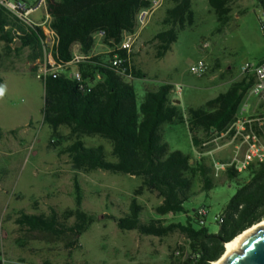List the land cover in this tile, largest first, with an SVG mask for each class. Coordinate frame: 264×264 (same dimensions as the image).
I'll return each mask as SVG.
<instances>
[{
  "label": "rangeland",
  "instance_id": "obj_1",
  "mask_svg": "<svg viewBox=\"0 0 264 264\" xmlns=\"http://www.w3.org/2000/svg\"><path fill=\"white\" fill-rule=\"evenodd\" d=\"M4 1L32 7L39 0ZM170 7L165 0L150 18L129 57L131 78L123 80L135 89L138 105L146 92L162 85L172 87L169 101L183 121L176 119L160 127L161 140L169 151L189 156L191 167L202 160L211 165L208 156L198 161L194 158L198 147L210 142L206 150L213 151L212 158L226 163L231 155L226 139L193 127L199 139V146H193L188 110L210 111L208 101L237 82L253 79L241 69L245 64L257 65L264 60V16L255 0H230L226 4L229 21L221 26L206 0H192V25L178 31L177 41L159 59L158 43L152 38L161 30V21ZM46 13L45 2L28 20L39 25L42 37L51 41ZM15 47L0 43V264H177L186 259L189 242L176 229L158 238L117 228L115 220L127 215L132 200L141 208L140 219L146 224L184 225L188 215L203 209L209 233L218 232L216 219L235 194L236 181H242L246 173L230 181L224 173L215 176L212 172L214 187L210 191L203 190L196 174L191 179L185 211L160 216L156 208L162 200L146 190L141 178L73 169L63 151L74 140H81L86 147L102 146L107 160L114 161L111 144L98 135L76 136L66 126L52 129L42 123L44 91L35 74L41 50L35 57L36 52L27 48L17 52ZM93 50L103 63H108L111 54L107 45L96 39ZM198 62H203L206 70L194 76L190 68ZM73 72L69 67L60 75L70 77ZM176 86L181 87L179 94ZM239 119L264 123V102L251 96L249 90L230 126ZM76 197L80 199V209L92 215L94 221L72 248L67 246L68 237H49L15 223L21 213L47 216L54 209L60 220L70 225L73 218L68 219L67 212L76 209ZM262 223L253 226L254 231L264 228L259 226Z\"/></svg>",
  "mask_w": 264,
  "mask_h": 264
},
{
  "label": "trees",
  "instance_id": "obj_2",
  "mask_svg": "<svg viewBox=\"0 0 264 264\" xmlns=\"http://www.w3.org/2000/svg\"><path fill=\"white\" fill-rule=\"evenodd\" d=\"M171 7L161 21L162 28L152 40L158 43L157 58H163L177 33L193 23L192 0H167ZM210 9L223 26L229 21L226 4L230 0H206ZM264 13V0H255ZM50 17L49 28L56 38L55 56L64 64L72 59V47L76 45L82 54L93 51V35L103 32V44L109 48V41L117 43L122 32H131L135 27V15L146 6L143 0H46ZM264 32V27H262ZM42 31L38 26L20 21L0 6V43L7 47L16 46L17 52L30 49L40 55ZM120 56L124 53L120 52ZM37 59V58H36ZM82 81L91 86L90 92L79 90L76 81L60 76L47 78L43 85L42 123L52 129L66 126L73 135H98L111 144L114 161L106 158L102 146L86 147L76 139L63 151L75 170L104 171L142 179V185L149 193L156 194L162 202L156 208L158 215L177 214L185 211L189 200L191 179L198 175L203 190L213 186L212 168L204 160L190 166V157L178 151H169L161 140L160 127L182 117L169 101L170 85H162L156 91L146 92L142 102L137 104L135 89L115 74L99 57L78 67ZM99 81L95 84L96 80ZM2 80L0 79V85ZM253 85V79L233 84L226 92L208 101L203 109H189L187 121L194 147L199 146L193 127L206 135H217L226 131L234 122L246 92ZM3 132L0 129V136ZM228 180H237L239 174L227 169ZM236 191L222 209L217 222L219 230L210 234L206 225L199 224L194 211L186 218L184 225L162 227L144 223L140 219L141 208L132 200L128 213L115 220L119 230L136 231L140 235L164 237L172 230H178L189 242V255L177 264H212L224 253V245L247 229L264 221V162L252 164L242 181H236ZM76 209L68 211V225L61 221L54 209L47 216L21 213L15 223L49 237H68V248L77 244L94 217L80 209L76 197ZM187 213H189L187 211Z\"/></svg>",
  "mask_w": 264,
  "mask_h": 264
},
{
  "label": "built area",
  "instance_id": "obj_3",
  "mask_svg": "<svg viewBox=\"0 0 264 264\" xmlns=\"http://www.w3.org/2000/svg\"><path fill=\"white\" fill-rule=\"evenodd\" d=\"M143 1L147 4L137 11L133 31L122 32L117 43L109 41L112 47L109 51L111 58L107 66L122 79L131 78L129 57L133 53L141 32L165 0ZM45 2L46 0H39L36 5L28 7L25 3L19 1L11 3L0 0V6L5 8L20 21L32 24L28 20V17L30 14L43 7ZM262 16H264V13H262ZM45 18H50L48 13H46ZM262 27H264V24H262ZM50 32L52 34L51 41L43 37L40 39L42 55L41 60H38L35 66L36 79L41 82H44L49 77L54 79L60 77L62 72L72 67L74 69L72 75L64 78L76 81L79 84V90L82 92H90L91 86L85 85V82L82 81L78 67L84 63H88L92 58L97 57V54L94 50L90 53L82 54L77 51L78 47L74 45L72 47L71 61L66 64L59 62L55 56L56 38L51 30ZM103 38V32H97L94 34L93 40L95 41L97 39L103 44ZM120 52H123L124 55L120 56ZM205 70V64L203 62H198L190 68V73L194 76H201ZM241 72L246 74L249 73L253 77L254 83L249 89V94L264 102V61L259 62L257 65L245 64ZM175 91L179 94L181 92V87L176 86ZM242 111H245V109L243 108ZM217 136L219 139H226V145L231 146V155L228 162L222 163L212 158L213 151L206 150L210 142L202 143L198 147L196 156L194 157L198 161L204 156H208L211 160V168L215 176L219 173H224L227 169H232L239 175L244 174L252 164L264 162V123L257 122L254 119H239L226 131L217 134ZM218 149L219 147L217 150ZM196 214L199 217V224H205L206 212L203 209H199L196 211ZM216 221L220 222V218L218 217Z\"/></svg>",
  "mask_w": 264,
  "mask_h": 264
},
{
  "label": "water",
  "instance_id": "obj_4",
  "mask_svg": "<svg viewBox=\"0 0 264 264\" xmlns=\"http://www.w3.org/2000/svg\"><path fill=\"white\" fill-rule=\"evenodd\" d=\"M237 253L230 252L220 264H264V228H259L238 245Z\"/></svg>",
  "mask_w": 264,
  "mask_h": 264
},
{
  "label": "bare ground",
  "instance_id": "obj_5",
  "mask_svg": "<svg viewBox=\"0 0 264 264\" xmlns=\"http://www.w3.org/2000/svg\"><path fill=\"white\" fill-rule=\"evenodd\" d=\"M261 225H264V223L260 224L259 226H261ZM255 228L256 227L247 229L246 231L242 232L240 235L235 237L233 240H231L230 242L226 243L224 245V253H223V255L217 261L213 262L212 264H220L230 252L237 253L239 251V249H240V248H238V245H239L240 241L242 239H244L248 234L253 232Z\"/></svg>",
  "mask_w": 264,
  "mask_h": 264
},
{
  "label": "crops",
  "instance_id": "obj_6",
  "mask_svg": "<svg viewBox=\"0 0 264 264\" xmlns=\"http://www.w3.org/2000/svg\"><path fill=\"white\" fill-rule=\"evenodd\" d=\"M262 61H264V60H262ZM245 112H246V111H245ZM245 112H244V113H245Z\"/></svg>",
  "mask_w": 264,
  "mask_h": 264
}]
</instances>
